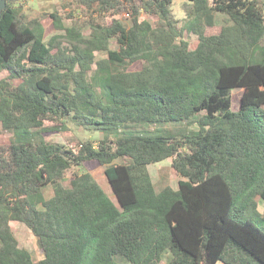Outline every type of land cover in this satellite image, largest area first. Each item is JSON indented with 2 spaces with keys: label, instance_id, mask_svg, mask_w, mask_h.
<instances>
[{
  "label": "trees",
  "instance_id": "obj_1",
  "mask_svg": "<svg viewBox=\"0 0 264 264\" xmlns=\"http://www.w3.org/2000/svg\"><path fill=\"white\" fill-rule=\"evenodd\" d=\"M24 1L0 16V264H264V0H186L181 28L173 0H76L130 17L67 26L54 13L64 34L48 41ZM69 123L103 138H44ZM170 123L184 127L153 129ZM168 159L178 188L158 192L149 166Z\"/></svg>",
  "mask_w": 264,
  "mask_h": 264
},
{
  "label": "rangeland",
  "instance_id": "obj_2",
  "mask_svg": "<svg viewBox=\"0 0 264 264\" xmlns=\"http://www.w3.org/2000/svg\"><path fill=\"white\" fill-rule=\"evenodd\" d=\"M173 15L177 20L178 28H181L187 19V3L186 0H173ZM23 10L27 16V21H33L35 19L39 20L46 29L45 40L48 41L55 34H64L63 32H58L55 30L53 25V20L51 15L57 13L63 19V23L67 26H72L76 24L79 26V23H84L87 21L96 22H105L112 23L115 19H120L122 21H127L129 19L127 10L122 14H99L96 12L86 10L82 5H80L76 0H25L23 2ZM142 19L151 20L152 23H155L151 16L146 14L141 15ZM226 23V18L221 15H217L215 18V24L213 27L207 29L208 33L218 34L220 32L221 25ZM85 36H89L91 33L90 24H85V27L82 26ZM184 40H187L190 43L191 49H195L198 45V37L195 34H184ZM66 45V44H65ZM112 49H117V42L112 40L111 43ZM101 55L98 56V58ZM141 63H138L133 67V71L141 69ZM8 76L7 72L0 74V79L6 78ZM20 79L12 81L14 86L21 84ZM243 91L240 89L233 90L232 92V103L233 110L237 111L240 108L241 97ZM184 125H175L167 124L156 126L153 129L159 130L156 134H163V131H176ZM196 129V127H192ZM139 132H145L144 134H152L150 129H141L138 127ZM10 136H4L0 138V143H8ZM44 138L51 143H60L67 144L69 147L75 148L80 141H86L92 139L93 141H98L103 138L102 134L96 132H88L81 127H77L72 123H69L66 129L61 131L46 133ZM172 159H168L164 162L153 164L149 166V171L151 173L153 182L155 184L156 190L159 192L167 186L173 188H178L180 177L176 174L175 170L172 168ZM93 174L100 185L104 188L108 195L113 197L111 187L107 181V178L104 174V169L98 168L93 171ZM68 177H72L69 175ZM116 202V199H113ZM259 211L264 214V202H259ZM12 227L14 229L15 235L18 238L20 246L27 249L35 259L39 260L43 257V251L39 247L37 239L34 237L32 232L23 224L18 222H13ZM163 264H166L164 262Z\"/></svg>",
  "mask_w": 264,
  "mask_h": 264
},
{
  "label": "water",
  "instance_id": "obj_3",
  "mask_svg": "<svg viewBox=\"0 0 264 264\" xmlns=\"http://www.w3.org/2000/svg\"><path fill=\"white\" fill-rule=\"evenodd\" d=\"M7 0H0V16L2 15L3 11L6 9Z\"/></svg>",
  "mask_w": 264,
  "mask_h": 264
},
{
  "label": "built area",
  "instance_id": "obj_4",
  "mask_svg": "<svg viewBox=\"0 0 264 264\" xmlns=\"http://www.w3.org/2000/svg\"><path fill=\"white\" fill-rule=\"evenodd\" d=\"M127 17H130V14L129 13L127 14Z\"/></svg>",
  "mask_w": 264,
  "mask_h": 264
},
{
  "label": "crops",
  "instance_id": "obj_5",
  "mask_svg": "<svg viewBox=\"0 0 264 264\" xmlns=\"http://www.w3.org/2000/svg\"><path fill=\"white\" fill-rule=\"evenodd\" d=\"M218 264H224V263H218Z\"/></svg>",
  "mask_w": 264,
  "mask_h": 264
}]
</instances>
